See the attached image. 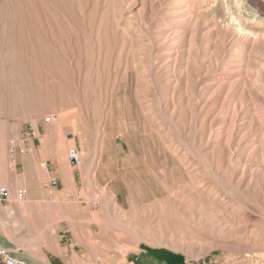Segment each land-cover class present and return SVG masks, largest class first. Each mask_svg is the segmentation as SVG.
Masks as SVG:
<instances>
[{"label": "rangeland", "instance_id": "374dc122", "mask_svg": "<svg viewBox=\"0 0 264 264\" xmlns=\"http://www.w3.org/2000/svg\"><path fill=\"white\" fill-rule=\"evenodd\" d=\"M254 1L0 0V160L14 162L12 142L24 147L38 127L67 163L71 149L84 162L104 134L117 137L150 157L125 233L188 264H264Z\"/></svg>", "mask_w": 264, "mask_h": 264}, {"label": "crops", "instance_id": "0c3cea01", "mask_svg": "<svg viewBox=\"0 0 264 264\" xmlns=\"http://www.w3.org/2000/svg\"><path fill=\"white\" fill-rule=\"evenodd\" d=\"M37 131L24 141L34 153L17 150L9 166L0 160L11 193L9 202L0 200V246L31 264H188L170 248L142 247L139 231L123 229L122 213L133 215L134 202L145 199L140 170L149 156L104 134L77 166L69 152V162L62 160L52 131Z\"/></svg>", "mask_w": 264, "mask_h": 264}, {"label": "built area", "instance_id": "2783aa9c", "mask_svg": "<svg viewBox=\"0 0 264 264\" xmlns=\"http://www.w3.org/2000/svg\"><path fill=\"white\" fill-rule=\"evenodd\" d=\"M56 119L57 116H55L54 119L47 118L46 122L52 123L54 122L53 120ZM33 131H34L33 127H30L29 133H32ZM17 150L20 154H24V155L34 153V147L28 146V147L19 148L15 142H12L11 152H10L11 156H14ZM69 158L77 166L81 165L82 163V155L78 149H71L69 151ZM1 178H2V166L0 163V180ZM26 193L27 192L25 190L19 192L18 199L23 200L26 196ZM0 200L5 202H9L11 200V193L8 187L3 186L1 184H0ZM0 264H31V263L15 255V252L12 251L11 249L0 246Z\"/></svg>", "mask_w": 264, "mask_h": 264}, {"label": "bare ground", "instance_id": "6f19581e", "mask_svg": "<svg viewBox=\"0 0 264 264\" xmlns=\"http://www.w3.org/2000/svg\"><path fill=\"white\" fill-rule=\"evenodd\" d=\"M252 1H254V0H252ZM263 1V0H262ZM255 2V1H254ZM253 8V7H252ZM248 9H249V7H248ZM254 9H256V8H254ZM257 12H259V13H261L262 14V16H264V3L263 2H259L258 1V3H257ZM250 13H251V11H250ZM249 13V14H250ZM256 13V12H255ZM249 14H248V16H249ZM237 19V18H236ZM262 19V18H261ZM234 20V19H233ZM232 23V22H231ZM234 23V22H233ZM233 23L231 24V25H233ZM242 26V25H241ZM239 28V27H238ZM243 30H244V28H242ZM247 30V29H246ZM245 32V31H244ZM246 33V32H245ZM253 34V33H252ZM263 35V34H262ZM254 36V35H253ZM260 36H261V34H260ZM259 36V37H260ZM256 37H258V35L256 36ZM262 37V36H261ZM161 227H159V229H160ZM161 231H162V228L160 229ZM157 233V232H156Z\"/></svg>", "mask_w": 264, "mask_h": 264}]
</instances>
